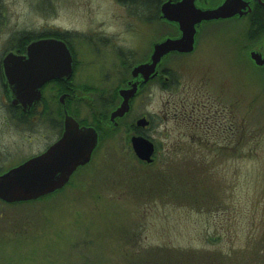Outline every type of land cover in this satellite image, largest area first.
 Returning a JSON list of instances; mask_svg holds the SVG:
<instances>
[{"label": "rangeland", "instance_id": "rangeland-1", "mask_svg": "<svg viewBox=\"0 0 264 264\" xmlns=\"http://www.w3.org/2000/svg\"><path fill=\"white\" fill-rule=\"evenodd\" d=\"M90 1L93 8L80 5L85 19L55 22L114 35L128 62L142 60L151 40L167 31L156 18L132 29L125 16L107 17L114 8ZM27 5L22 12L15 4L12 25L43 23ZM227 39L225 31L215 33L189 55L169 57L165 88L148 84L126 123L106 128L97 158L57 205L0 204V264H264V79ZM106 60L111 87L117 71ZM198 92L207 104L229 109L226 133L207 132L182 115ZM142 115L154 116L155 125L143 131L160 148L149 164L134 155L127 128Z\"/></svg>", "mask_w": 264, "mask_h": 264}, {"label": "flooded vegetation", "instance_id": "flooded-vegetation-1", "mask_svg": "<svg viewBox=\"0 0 264 264\" xmlns=\"http://www.w3.org/2000/svg\"><path fill=\"white\" fill-rule=\"evenodd\" d=\"M100 1L111 6L110 9L114 8V11H108L110 20H121L125 16L134 29L139 20L151 24L156 18L167 31L157 40L152 39L145 57L133 64L134 61L128 62L124 58L120 50L122 46L114 35L100 29L68 27L55 22L58 18H67L66 15L74 19L77 14L85 19L83 14L87 12L80 5L88 3L87 6L93 8L90 0H29L43 23L23 28L12 25L10 18L15 12V4L22 3L24 12L28 0H0V176L32 159L48 157L42 168L47 171L54 169L53 177L58 178L59 171L63 169L59 170L58 162L69 159L73 152L69 144L63 143L65 134H73L69 129V118L75 120L80 128L93 127L97 134L89 161L76 167L59 187L36 199L21 202L0 199V204L17 206L43 202L48 208L57 205L58 196L71 194L75 190L76 176L83 174L84 169L97 158L106 128L116 130L122 120L126 123L128 115L133 112L134 100L145 92L148 84L156 81L165 88L168 77L163 67L169 57L189 55L200 43L205 44L212 34L225 31L234 53L264 79V0H193L194 6L201 10L227 5L229 15L199 23L194 50L164 57L156 68V76L145 83L140 77H132L131 71L134 66L149 60L156 42L179 35L177 25L161 17V5L182 0ZM132 29L127 31H134ZM34 43L35 48H31ZM107 57L115 62L113 65L117 71L111 87H107L108 79L111 80L107 77ZM93 68H99L98 72L95 73ZM135 81L139 83L129 100V111L111 122L110 114L122 100L119 91L128 89ZM203 95L202 92L195 95V107L202 114L198 112L201 119H212L216 127L224 129L226 125L225 129H229V109L207 104ZM82 112L87 117L81 116ZM173 112L176 113L177 109ZM140 118L146 119L148 124L137 126ZM154 122V116L147 118L142 115L128 121L127 128L133 136L146 137L143 130L153 127ZM51 161H55L54 166L49 165Z\"/></svg>", "mask_w": 264, "mask_h": 264}, {"label": "water", "instance_id": "water-1", "mask_svg": "<svg viewBox=\"0 0 264 264\" xmlns=\"http://www.w3.org/2000/svg\"><path fill=\"white\" fill-rule=\"evenodd\" d=\"M227 5L220 6L214 10H201L194 6L193 0H182L177 3L167 1L161 5V17L173 24H176L179 35L174 38H164L153 45L149 60L133 67L132 77H140L145 83L156 76V68L161 60L169 54H187L194 50L196 26L202 21L227 17ZM36 43L31 48H35ZM137 81L130 83L128 89L119 91L121 102L119 106L110 114V121L123 117L129 111V100L134 96L138 86ZM69 128L73 134H65L63 143L69 144L73 152L69 159L58 162V178H54L53 171L43 169L45 160L48 157L32 159L25 164L0 176V199L6 202H21L36 199L43 196L48 190L59 187L66 180L76 167L86 164L97 141V134L93 127L80 128L78 123L69 118ZM148 121L144 118L137 120L136 125L144 127ZM131 149L136 158L145 163L153 161L155 150L154 143L142 135L130 138ZM55 165V161L49 162ZM53 173V174H52Z\"/></svg>", "mask_w": 264, "mask_h": 264}, {"label": "trees", "instance_id": "trees-1", "mask_svg": "<svg viewBox=\"0 0 264 264\" xmlns=\"http://www.w3.org/2000/svg\"><path fill=\"white\" fill-rule=\"evenodd\" d=\"M182 113V115H186V120H189V121H192L193 122V125H195V126H201L202 128H204V130L205 131H214V132H218V133H226V132H224V130L226 131V129L224 128V129H222V128H220V127H216L215 126V123H214V121H212V119H209L210 121H212V122H210V121H206L205 119H206V117L204 118V117H202V119H201V116H199L198 114L196 115L195 114V111H194V108L192 109V111H190V112H188V113H186V110L184 109L183 110V112H181ZM187 114H188V116H187ZM196 115V116H195ZM204 119V121H205V123L204 122H201L202 120ZM199 120V121H198ZM228 130V129H227ZM154 143V142H153ZM154 147H155V153H157V151L160 149L159 148V146H158V144H155L154 143ZM154 153V154H155ZM140 161V160H139ZM141 163H144V162H142V161H140ZM162 179V176H160V180ZM156 189H158V188H156ZM162 189V190H161ZM161 189H158L160 192H163V187L161 188ZM166 190V189H165ZM210 198V197H209ZM264 238V237H263ZM213 240V239H212ZM262 241L264 242V239H262ZM183 262L184 263H186V264H212V260H209V261H207V262H204V261H201V262H196V260H192V259H188V260H184V261H180L179 263H177V261H176V263L175 264H183Z\"/></svg>", "mask_w": 264, "mask_h": 264}]
</instances>
